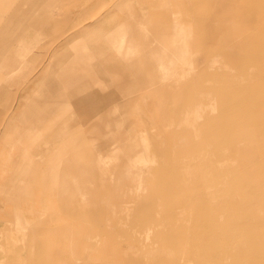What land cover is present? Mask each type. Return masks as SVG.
<instances>
[{
    "label": "crops",
    "instance_id": "obj_1",
    "mask_svg": "<svg viewBox=\"0 0 264 264\" xmlns=\"http://www.w3.org/2000/svg\"><path fill=\"white\" fill-rule=\"evenodd\" d=\"M65 1L18 0L0 18V107L41 41L57 42L3 116L0 264H121L111 241L126 237L130 187H155L151 209L171 214L180 189L244 186L261 193L264 224V0H119L100 13L77 0L79 28L55 34L48 10Z\"/></svg>",
    "mask_w": 264,
    "mask_h": 264
},
{
    "label": "rangeland",
    "instance_id": "obj_2",
    "mask_svg": "<svg viewBox=\"0 0 264 264\" xmlns=\"http://www.w3.org/2000/svg\"><path fill=\"white\" fill-rule=\"evenodd\" d=\"M17 1L18 0H0V18L5 17L9 12H11V8L15 6ZM76 1L77 0H66L63 7H61V9L49 8L48 12L50 16L55 18V20L57 21L58 29L55 31V34L62 33L61 31H59L62 29H68V28L75 27V26H77L76 28H79V26L77 25V22L75 21V16L71 13V11H73L74 5L76 4ZM118 1L119 0H99V3H98L99 5L97 7L98 12L100 13L102 8L114 9ZM91 22L93 23L94 21H91ZM128 25H131L130 19L124 22L121 25V27H119L118 29L125 28ZM53 36L54 34H52L50 38H44L41 41V45H42L41 48L34 49L35 54L33 55L32 59L28 62L29 64L26 66V69L23 71V74L20 76V78H16L17 80L14 82V84L12 83L11 86L9 87V97L7 98L6 102H4L2 106L0 107V134L2 133L4 125H5V121L3 119L5 110L7 111V109L9 108L14 98L18 97L16 90L19 89L20 86L24 84V81L26 79H29L33 74L38 72V70L42 66L48 63L49 55L52 53V50L57 43L56 40L53 39ZM0 73L6 74L5 71L3 72L0 71ZM11 111L12 109H10V111L7 112V114L11 115ZM139 188L140 187H130V189L127 188V192H126L127 208L125 212L126 213L125 215L126 224L122 226V228L125 227V231H129L126 235H128L129 233L130 234L132 233V234L126 237V239L133 238V240H130V243L133 245V243L136 242L134 238L137 236V232H134V231H137L138 223L140 222L143 223L145 221L148 226L151 225L152 227H157L161 231V233L158 235L157 238L155 237L156 234L155 236H152L150 241L144 240L146 243L144 244L145 250L143 249V251L147 252L146 253L147 261L143 262L140 260L139 261L135 260L132 263H128L130 262L127 259L129 257H125L124 255L122 256V254L119 253V251H116L114 249V252L111 251V256H110L111 263L198 264V263H188L187 257H185V255L182 254V251H181L182 245L186 243V245L190 246L194 243L197 244V242H202V243L206 242L207 245H214L216 248H220V246H222L221 244H223L225 241L228 242L229 240L221 239L218 237H221V235L222 236L229 235V233L218 232L216 229L214 230V227L210 226L213 224H206V221L210 219L213 221V223L218 224L219 223L217 222L218 219L223 220L222 215L232 214V215H229V217H231L232 220L239 219L240 222L247 221L248 223H250V225H246L244 227L242 226L237 227L238 230L244 229L249 232L252 229V226L254 227L255 235L256 236L258 235L255 239V242H257L258 244L261 243L262 246L257 247V248L248 247V248H245V250L240 251L239 253L238 252L237 253L231 252V253H226V254L222 253L223 255L225 254L224 256H220V253H219V256L222 257V261L227 262L228 264H264V239L262 238L264 224L259 222L261 219L259 217V214H260V211H262L261 193H256V194H252L251 192L247 193L244 186L231 187V188L223 187V186L218 187V188L214 187L213 188L214 190H212L210 193L215 194V195L218 194L217 195L218 198L216 199L209 198V199H206V201L202 200L206 198L207 195L208 196L211 195L210 193L207 194L208 191H204V192L202 191L201 193L202 196L200 197L191 196L186 204L184 203V201L181 202V198H180L181 193L177 191V196L179 195L178 196L179 200L178 198H175V200L172 202L173 206L179 212L184 211V213L186 214L185 216L178 217V216H181L179 215L178 211H175L174 213H171V214L170 213H165V214L154 213L153 210L151 209V204L156 198V192L154 190L155 187H141V192H140L141 197L134 198V195L136 194L137 189ZM158 188L162 190L168 187H158ZM219 192L221 193V195ZM164 196L165 195L159 194V198L164 197ZM137 214H140L143 216L146 215L147 217L145 219H143L142 217V220L140 221V220H137L138 218ZM158 215L163 216L164 218L163 223L156 222ZM177 220H179L183 226L187 227L189 231L185 233L175 231L174 229L175 227H177L175 226V223ZM2 224L3 223L0 221V227L2 226ZM147 225L143 227H146ZM198 229L200 231H198ZM258 230H259V233H257ZM233 232H236V231H233ZM187 233L191 236V238L190 237L187 239L185 238L186 237L185 234ZM199 236L201 237L203 236V238L201 239L202 241L198 238ZM203 239L205 242H203ZM220 241L221 243H219ZM119 254L121 255L119 256ZM246 260L249 261V263H247ZM75 264H85V263L82 261H76Z\"/></svg>",
    "mask_w": 264,
    "mask_h": 264
},
{
    "label": "bare ground",
    "instance_id": "obj_3",
    "mask_svg": "<svg viewBox=\"0 0 264 264\" xmlns=\"http://www.w3.org/2000/svg\"><path fill=\"white\" fill-rule=\"evenodd\" d=\"M261 3H263V1L261 2ZM260 3V4H261ZM263 5V4H262ZM253 6V5H252ZM264 6V5H263ZM250 7H251V5H250ZM262 8V7H261ZM179 18V17H178ZM181 19V18H180ZM178 22H180V21H178ZM187 22V21H186ZM250 25V24H249ZM217 35V34H216ZM242 46V45H241ZM246 46V45H245ZM236 47V46H235ZM239 47V46H238ZM231 49L232 48H230V49H228V50H230L231 51ZM217 50V49H216ZM226 48H225V50H223V51H225L226 52ZM233 51H231V53L233 52H235L234 51V49H232ZM246 50H248V49H246ZM230 51L226 54V53H224V55H223V57H228L227 55H229V57H230ZM248 51H250L249 53H251V50H248ZM222 52V51H221ZM220 53V52H219ZM220 54H222V53H220ZM238 55H239V57H240V54H239V52L237 53ZM256 54V53H255ZM260 55L262 54V53H259ZM218 55V54H217ZM217 55H216V57H217ZM232 55V54H231ZM251 55H253V54H251ZM251 55H249L250 57H251ZM219 57L221 56V55H218ZM233 56V55H232ZM254 56V55H253ZM262 56V55H261ZM234 57H236L235 55H234ZM233 57V58H234ZM238 57V56H237ZM258 57V56H257ZM233 58H231V60L233 59ZM215 59H217V58H215ZM220 59V58H219ZM240 59V58H239ZM239 59H235V60H237V61H239ZM234 59H233V61H235ZM241 60V59H240ZM232 61V62H233ZM218 63L220 62V61H217ZM223 61H221L220 63H221V65L223 66V64H224V62L222 63ZM228 62H230V64H231V61H228ZM219 63V64H220ZM236 63H238V62H236ZM236 63H232V64H234V66H236L235 64ZM229 64V63H228ZM237 65H239V64H237ZM233 66V68L231 67V66H228L229 68H232V69H234L235 67ZM227 67V66H226ZM261 69V68H260ZM263 69V68H262ZM232 71V70H231ZM256 72H258V71H256ZM260 72V74L263 72V71H259ZM251 74H254V73H251ZM257 74V73H256ZM259 75V74H258ZM257 75V77H258V79H259V76ZM254 75H252L251 77H253ZM264 76V75H263ZM262 76V77H263ZM214 77V76H213ZM228 77V76H227ZM255 77H256V75H255ZM261 77V76H260ZM261 77V78H262ZM252 79V78H251ZM256 79V78H255ZM257 79V80H258ZM221 82V81H220ZM220 82H218V83H220ZM216 83V82H215ZM222 83V82H221ZM220 83V84H221ZM218 85V84H217ZM223 85V84H222ZM221 85V86H222ZM215 87V86H214ZM213 87V88H214ZM230 87V86H229ZM228 87V88H229ZM208 88V87H207ZM217 88V87H216ZM219 88V87H218ZM209 89V88H208ZM225 89V88H224ZM215 90V89H214ZM207 91V90H206ZM205 93H207V92H205ZM210 94H212V93H210ZM213 94H215V93H213ZM226 94V93H225ZM203 99V98H202ZM204 104V103H203ZM207 104V103H206ZM216 109V108H215ZM216 111V110H215ZM209 114V113H208ZM212 114H210V116H211ZM215 115V114H214ZM213 115V116H214ZM207 117V116H206ZM216 117V116H215ZM208 118V117H207ZM210 118V117H209ZM208 118V119H209ZM213 119V118H212ZM223 136V135H222ZM258 137V136H257ZM260 139V138H259ZM255 140V139H254ZM256 140H257V138H256ZM248 141V140H247ZM252 141V140H251ZM253 142V141H252ZM251 142V143H252ZM257 142V141H256ZM249 143H250V141H249ZM242 144H244V143H241V145ZM247 145H249L248 144V142L246 143ZM264 144V143H263ZM240 146V145H239ZM238 147V146H237ZM236 147V148H237ZM243 147V146H242ZM248 147V146H247ZM246 147V148H247ZM251 147V145H249V148ZM253 147L255 148V146L254 145H252V149H253ZM245 148V147H244ZM245 148V149H246ZM249 148H248V150H249ZM251 148H250V150H251ZM230 149H233V147H230ZM227 150V149H226ZM240 150V149H239ZM239 150H237V152L239 151ZM249 150V151H250ZM255 150V149H254ZM227 151H230V150H227ZM236 151V150H235ZM240 151H242V153H243V150H240ZM239 151V152H240ZM218 152V151H217ZM231 152V151H230ZM247 152V151H246ZM245 152V153H246ZM251 152L253 153V151L251 150ZM251 152H248L249 154L251 153ZM254 152H256V151H254ZM214 153H216L215 151H214ZM213 153V154H214ZM232 153V152H231ZM241 153V152H240ZM241 153V157H243V155H245L246 156V154H248V153H246V154H242ZM210 154H212V153H210ZM218 154V153H217ZM222 154V153H221ZM227 154H229L230 155V153L228 152ZM227 154H224L225 155V158L227 157ZM249 154H248V156H249ZM215 155V154H214ZM219 155V154H218ZM239 154L237 153V156H238ZM257 155H258V153H257ZM213 156V155H212ZM217 156V155H216ZM221 156V155H220ZM223 156V155H222ZM232 156H235L234 155V150H233V155ZM236 156V157H237ZM240 156V155H239ZM248 156H246V157H248ZM254 156V158H255V155H253ZM218 157V156H217ZM235 157V158H236ZM241 157H238V159L239 158H241ZM252 157V156H251ZM222 158V157H221ZM225 158L223 157V160H225ZM231 159V157L229 156L228 157V159ZM245 158V157H244ZM244 158H241V159H244ZM259 158V157H258ZM228 160L229 162L231 161V160ZM234 158H232V160H233ZM241 159H239V160H241ZM246 159V158H245ZM208 160V159H207ZM215 160V159H214ZM237 160V159H236ZM235 160V161H236ZM227 161V160H226ZM234 160H233V162H235ZM217 162V161H216ZM196 163V162H195ZM238 164H239V162H237ZM236 163V164H237ZM240 163H241V161H240ZM223 164V163H222ZM226 164V163H225ZM219 165H221V164H219ZM218 165V167H220ZM230 165V164H229ZM229 165H227L228 166V168L230 167ZM223 166V165H222ZM235 166H237V165H235ZM225 167V166H224ZM224 167H222V168H224ZM233 167H234V165H233ZM249 167V166H248ZM235 168V167H234ZM220 169V168H219ZM236 169H238V168H236ZM246 169V168H245ZM197 171H198V169H196ZM222 170H224V169H222ZM195 171V170H194ZM196 171V172H197ZM243 171V170H242ZM225 172V171H224ZM231 172V171H230ZM229 172V173H230ZM238 172V171H237ZM237 172H235L234 174H236ZM241 172V171H240ZM216 173V172H215ZM214 173V174H215ZM224 174V173H223ZM238 174V173H237ZM181 175V174H180ZM179 175V176H180ZM189 175V174H188ZM195 175V174H194ZM198 175V174H197ZM182 176V175H181ZM190 176V175H189ZM228 176V175H227ZM183 177V176H182ZM184 177H186V175L184 176ZM207 177H208V175H207ZM225 177V176H224ZM227 178V177H226ZM231 178V177H230ZM216 179V178H215ZM234 179V178H233ZM214 180V179H213ZM219 180V179H218ZM221 180H223V179H220V181ZM235 180V179H234ZM246 180V179H245ZM202 181V180H201ZM226 181V180H225ZM212 182V181H211ZM227 182V181H226ZM234 183H235V181H233ZM232 182V183H233ZM242 182V181H241ZM219 183H221V182H219ZM226 184V183H225ZM237 184V183H236ZM236 184H234V185H236ZM210 185V184H209ZM224 185V184H223ZM232 185V184H231ZM230 185V186H231ZM220 186V185H219ZM228 186V185H227ZM229 186V187H230ZM255 186V185H254ZM188 187V186H187ZM214 187V186H213ZM183 188V187H182ZM192 188H194V187H192ZM209 188L210 187H199V189H200V191L198 190H195V189H189L188 188V190L189 191H187V188H185V189H180L179 190V192L183 195L182 196V198H184V199H186V200H184V201H186V202H188V194L190 195V197L191 196H198V197H200V196H202L201 195V191H208V193L207 194H209L212 190H214L213 188H212V190H210L209 191ZM216 188V187H215ZM218 188V187H217ZM231 188V187H230ZM211 189V188H210ZM220 193V192H219ZM175 195H176V193H174ZM211 195L210 196H208L207 195V197L206 198H204V199H202V200H205L206 201V199H216V195L215 194H212V193H210ZM224 194V193H223ZM218 195V194H217ZM220 195H221V193H220ZM204 196V195H203ZM189 197V198H190ZM218 198V197H217ZM194 199V198H193ZM210 201V200H209ZM208 202V201H207ZM190 204V203H189ZM193 204V203H192ZM210 205V204H209ZM190 206V205H189ZM214 206H215V204H214ZM218 208V207H217ZM210 209V208H209ZM220 209V208H219ZM221 210V209H220ZM211 212V211H210ZM222 212V211H221ZM220 212V213H221ZM218 215V214H217ZM229 215H232V214H229ZM229 215H227V214H224V215H222V219L223 220H219L218 219V221L217 222H219L218 224H216V223H213V221L212 220H210V219H208L207 221H206V224H213V225H210V226H212V227H214V230L216 229L218 232H225V233H229V235H224V236H222L221 235V237H218V238H221V239H228L229 241L228 242H226L225 240V242L223 243V244H221L222 246H220V248H216L214 245H207V243L204 241V239H203V242H205V243H202V242H197V244H192V245H183L182 246V250L184 251V254L187 256V258H188V261H191V262H204V263H208V262H212V263H217V264H228L227 262H223L222 261V257H220V256H224L226 253H231V252H240V250H241V248H257V247H261L262 246V244L260 243V244H258L257 242H255V239H256V237L258 236H256L255 235V229H254V227L252 226V229L248 232L247 230H238V229H236V230H234L233 229V227H240V226H242L243 227V225L244 224H246V223H248L247 221H245V222H240L239 221V219L237 220H232L231 219V217H229ZM236 217V216H235ZM238 217V216H237ZM251 222V221H250ZM202 223V222H201ZM145 225H147V224H145L144 222L141 224V230L139 231L140 232V235H137L134 239L136 240V242H134L133 243V245L130 243V240H133V238L132 239H126V237H128L129 235H126V237H125V239L123 240V238L120 240H118V239H116V240H114V241H111V249H115V250H118L119 251V253H121L122 254V256L124 255L125 257H129V258H127L130 262H128V263H132L133 261H135V260H140V261H147V259H146V251H143V249L145 248V241L144 240H148V241H150V239L152 238V236H155V234H156V238L158 237V235L161 233V231L159 230V229H156V228H154V227H150V226H146V227H143V226H145ZM202 227H203V225H202ZM202 227H200V228H202ZM198 228V227H197ZM199 228V229H200ZM257 228V227H256ZM198 229V231H200ZM205 229V228H204ZM208 229V228H207ZM258 229V228H257ZM111 230V229H110ZM181 233L183 232V227L181 228V227H179V229H178ZM209 230V229H208ZM184 231L185 232H188L189 231V229L186 227L185 229H184ZM233 231H236V232H233ZM197 232V231H196ZM205 232V231H204ZM215 232V231H214ZM190 233H191V231H190ZM198 233V232H197ZM257 233H259V230H258V232ZM126 234H127V231H126ZM153 234V235H152ZM199 234V233H198ZM212 234V233H211ZM118 235V234H117ZM187 235L189 236V234L187 233ZM208 235H209V233H208ZM214 235V234H213ZM206 236V235H205ZM118 237V236H117ZM121 237H122V235H121ZM208 237V236H207ZM210 237H211V235H210ZM200 240L203 238V236L201 237V236H199L198 237ZM217 238V237H216ZM215 239V238H214ZM157 240V239H156ZM211 240V239H210ZM219 240V239H218ZM109 241V240H108ZM159 241V240H158ZM202 241V240H201ZM222 241V240H221ZM221 241L219 242V243H221ZM211 242V241H210ZM260 242V241H259ZM109 243V242H108ZM127 243H130V244H127ZM191 243V242H190ZM215 243H217V242H215ZM188 244V243H187ZM206 244V245H205ZM211 244V243H210ZM85 246V245H84ZM82 247V246H81ZM81 249H83V247L81 248ZM148 249V248H147ZM145 250V249H144ZM149 253V252H148ZM219 253H220V256H219ZM222 253H225L224 255L222 254ZM121 254H119V256L121 255ZM148 256V255H147ZM152 256V255H151ZM227 257V256H226ZM122 258V257H121ZM143 259V260H142ZM158 259V258H157ZM247 259V258H246ZM122 260V259H121ZM127 260V261H128ZM225 260H227V259H225ZM229 260V259H228ZM249 260V259H248ZM247 261V260H246ZM250 261V260H249ZM249 261H247V263H249ZM142 262V263H143ZM252 262V261H251ZM127 263V264H128ZM122 264V263H121ZM126 264V263H125ZM135 264V263H134Z\"/></svg>",
    "mask_w": 264,
    "mask_h": 264
}]
</instances>
